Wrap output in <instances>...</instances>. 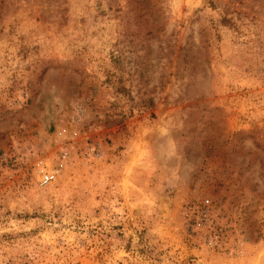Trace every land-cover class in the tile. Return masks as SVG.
Wrapping results in <instances>:
<instances>
[{"label":"rangeland","instance_id":"374dc122","mask_svg":"<svg viewBox=\"0 0 264 264\" xmlns=\"http://www.w3.org/2000/svg\"><path fill=\"white\" fill-rule=\"evenodd\" d=\"M0 264H264V0H0Z\"/></svg>","mask_w":264,"mask_h":264},{"label":"built area","instance_id":"2783aa9c","mask_svg":"<svg viewBox=\"0 0 264 264\" xmlns=\"http://www.w3.org/2000/svg\"><path fill=\"white\" fill-rule=\"evenodd\" d=\"M64 161L61 160L56 166L53 168L47 170L43 166L40 167V173H41V185L47 186L50 184H53L58 180V178L61 176L63 170H64Z\"/></svg>","mask_w":264,"mask_h":264}]
</instances>
